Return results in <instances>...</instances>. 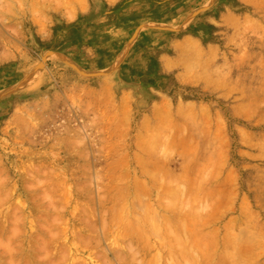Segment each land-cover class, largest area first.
I'll use <instances>...</instances> for the list:
<instances>
[{
    "label": "rangeland",
    "instance_id": "374dc122",
    "mask_svg": "<svg viewBox=\"0 0 264 264\" xmlns=\"http://www.w3.org/2000/svg\"><path fill=\"white\" fill-rule=\"evenodd\" d=\"M55 1L0 0V264H264V0Z\"/></svg>",
    "mask_w": 264,
    "mask_h": 264
},
{
    "label": "bare ground",
    "instance_id": "6f19581e",
    "mask_svg": "<svg viewBox=\"0 0 264 264\" xmlns=\"http://www.w3.org/2000/svg\"><path fill=\"white\" fill-rule=\"evenodd\" d=\"M56 1H57V0H56ZM56 1H55V2H56ZM70 1H71V0H70ZM72 1H74V0H72ZM78 1H79V0H78ZM80 1H81V0H80ZM68 2H69V1H68ZM76 2H77V1H76ZM81 2H82V1H81ZM76 4H77V3H76ZM73 5H74V4H73ZM67 7H68V6H67ZM210 80H211V79H210ZM208 83H209V82H208ZM15 219H16V218H15ZM17 220H18V219H17ZM20 220H21V219H20ZM12 221H13V220H12ZM12 221H11V222H12ZM16 223H17V222H16ZM45 223H46V222H45ZM11 224H12V223H11ZM11 224H10V225H11ZM40 224H41V223H40ZM0 225H1V224H0ZM40 226H42V225H40ZM43 226H44V225H43ZM43 226H42V227H43ZM2 227H3V225H2ZM44 227H45V226H44ZM10 228H11V227H10ZM10 228H9V230H10ZM12 228L14 229V227H12ZM12 228H11V229H12ZM45 228H46V230H48V227H45ZM51 228H52V227H51ZM0 229H1V228H0ZM49 229H50V228H49ZM2 230H3V229H2ZM17 230H18V229H17ZM0 231H1V230H0ZM14 231H15V230H14ZM49 231H50V230H49ZM18 232H19V231H18ZM45 232H46V231H45ZM12 233H14V232H11V234H12ZM15 233H17V232H15ZM17 234H18V233H17ZM50 234H51V233H50ZM8 235H9V234H8ZM13 235H15V234H13ZM52 235H53V234H51V237H52ZM16 236H18V235H16ZM48 236H49V235H48ZM55 236H56V235H55ZM7 237H8V238H11L10 236H7ZM37 237H38V236H37ZM49 237H50V236H49ZM53 237H54V235H53ZM53 237H52V238H53ZM5 238H6V236H5ZM15 238H17V237H15ZM38 238H39V237H38ZM38 238H37V239H38ZM40 238H41V236H40ZM11 239H12V238H11ZM11 239H9V240H11ZM13 239H14V238H13ZM7 240H8V239H7ZM7 240H6V241H7ZM52 240H53V239H52ZM0 241H1V240H0ZM42 241H43V239L41 238V242H42ZM48 241H49V240H48ZM48 241L45 240V241H43V242H45V244H43V242H42V244H43L44 246H45V245L47 246L46 242H48ZM7 242H8V241H7ZM39 242H40V241H39ZM4 243H5V242H4ZM4 243H1L0 245H2V244H4ZM8 243H9V242H8ZM10 243H11V242H10ZM20 243H21V242H20ZM20 243H19V241H18V244H20ZM50 243H51V242H50ZM15 244L18 245L17 242H16ZM15 244H14L13 246H15ZM52 244H53V243H52ZM6 245H7V243L5 244V246H6ZM21 245H22V243H21ZM3 246H4V245H3ZM3 246H0V247H2L3 250H4L7 246H6V247H3ZM19 246H20V245H19ZM44 246H43V247H44ZM11 247H12V246H11ZM11 247H10V248H11ZM41 247H42V246H41ZM43 247H42L41 249H44ZM7 248H8V247H7ZM10 248H8V249H10ZM27 248H28V247H27ZM38 248H39V247H38ZM12 249H13V248H12ZM12 249H11V250H12ZM16 249H17V248H16ZM41 249H40V250H41ZM61 249H62V248H61ZM3 250H2V251H3ZM11 250H10V251L7 250V251H8V252H11V253H9V254L12 255V252H14V251H11ZM14 250H15V249H14ZM18 250H19V249H18ZM18 250H17V252L20 251V250H19V251H18ZM37 250H38V249H37ZM40 250H39V251H40ZM59 250H60V249H59ZM4 251H5V250H4ZM41 251H42V250H41ZM44 251H45V250H44ZM44 251H43V252H44ZM46 251H47V248H46ZM48 251H49V250H48ZM61 251H62V250H61ZM8 252H5V254L8 253ZM17 252H16V253H17ZM49 252H50V251H49ZM63 252H65V251L63 250ZM68 252H69V251H68ZM0 253H1V252H0ZM46 253H47V255H48V252H46ZM46 253H45V254H46ZM51 253H52V252H51ZM1 254H2V253H1ZM5 254H4V255H5ZM49 254H50V253H49ZM54 254H55V253H54ZM59 254H60V253H59ZM65 254H66V253H64V255H65ZM6 255H8V254H6ZM43 255H44V254H43ZM62 255H63V254H62V252H61V256H62ZM66 255H67V254H66ZM44 256H46V255H44ZM59 256H60V255H59ZM61 256H60L61 259H62V258L66 259L65 257H61ZM25 257H26V256H25ZM39 257H40V256H39ZM41 257H43V256H41ZM41 257H40V258H41ZM46 257H49V256H46ZM10 258H11V257H10ZM19 258H21V257H19ZM11 259H12V258H11ZM46 259H47V258H46ZM57 259H58V258H57ZM18 260H20V259H18ZM33 260H34V259H33ZM40 260H41V259H40ZM43 260H44V259H43ZM43 260H42V261H43ZM49 260H50V259H49ZM49 260H48L47 262H49ZM58 260H59V259H58ZM8 261H10V260H8ZM8 261H7V262H8ZM27 261H28V260L26 259V262H27ZM38 261H39V260H38ZM50 261L52 262V259H51ZM61 261H62V260H61ZM73 261H74V260H73ZM57 262H58V261H56V263H57ZM19 263H20V261H19ZM23 263H25V262H23ZM27 263H28V262H27ZM31 263H32V262H31ZM49 263H50V262H49ZM6 264H7V263H6ZM50 264H53V263H50ZM57 264H58V263H57Z\"/></svg>",
    "mask_w": 264,
    "mask_h": 264
}]
</instances>
